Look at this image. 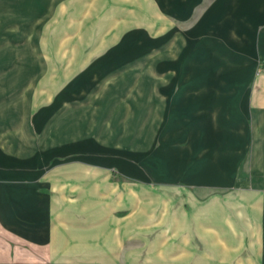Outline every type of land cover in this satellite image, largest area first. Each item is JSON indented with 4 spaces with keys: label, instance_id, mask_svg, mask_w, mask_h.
I'll use <instances>...</instances> for the list:
<instances>
[{
    "label": "crops",
    "instance_id": "obj_1",
    "mask_svg": "<svg viewBox=\"0 0 264 264\" xmlns=\"http://www.w3.org/2000/svg\"><path fill=\"white\" fill-rule=\"evenodd\" d=\"M227 62L226 78L190 74L177 95L166 94L165 114L151 120L162 146L144 162L104 132L56 126L50 139L44 122L38 138L26 126H0V264L153 262L143 258L142 231L155 225L140 222L142 193L112 181V165L179 188L165 199L171 239L196 228L213 241L210 261L264 264V91L251 102L239 96Z\"/></svg>",
    "mask_w": 264,
    "mask_h": 264
},
{
    "label": "rangeland",
    "instance_id": "obj_2",
    "mask_svg": "<svg viewBox=\"0 0 264 264\" xmlns=\"http://www.w3.org/2000/svg\"><path fill=\"white\" fill-rule=\"evenodd\" d=\"M263 47L264 0H0V126L38 138L44 122L50 139L56 126L104 132L144 162L162 146L151 120L165 114L168 92L177 95L190 74L226 78L231 61L236 93L251 102L264 91ZM112 171V181L142 193L140 222L155 225L142 231L146 264H232L210 261L213 241L196 228L170 238L165 199L175 183Z\"/></svg>",
    "mask_w": 264,
    "mask_h": 264
}]
</instances>
